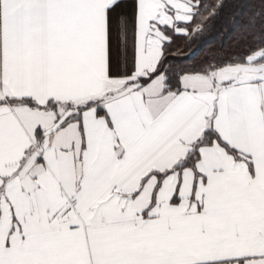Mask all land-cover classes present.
I'll use <instances>...</instances> for the list:
<instances>
[{
    "label": "snow or ice",
    "instance_id": "1",
    "mask_svg": "<svg viewBox=\"0 0 264 264\" xmlns=\"http://www.w3.org/2000/svg\"><path fill=\"white\" fill-rule=\"evenodd\" d=\"M225 6L0 0V264H264V0L181 47Z\"/></svg>",
    "mask_w": 264,
    "mask_h": 264
},
{
    "label": "trees",
    "instance_id": "2",
    "mask_svg": "<svg viewBox=\"0 0 264 264\" xmlns=\"http://www.w3.org/2000/svg\"><path fill=\"white\" fill-rule=\"evenodd\" d=\"M226 6L219 12L218 18H208L207 26L202 35L195 38L193 43L182 45L185 53L197 51L199 54L193 61L199 64L205 59L226 57L243 51L240 37L243 26L249 15L258 10L259 0H221ZM209 5L215 0H207ZM191 67L192 65H187Z\"/></svg>",
    "mask_w": 264,
    "mask_h": 264
}]
</instances>
